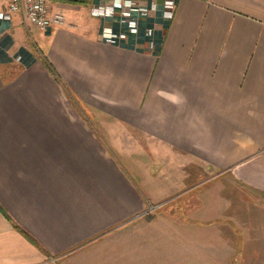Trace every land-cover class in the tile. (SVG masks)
I'll return each mask as SVG.
<instances>
[{
    "label": "crops",
    "instance_id": "1",
    "mask_svg": "<svg viewBox=\"0 0 264 264\" xmlns=\"http://www.w3.org/2000/svg\"><path fill=\"white\" fill-rule=\"evenodd\" d=\"M81 1L62 26L0 20V206L47 253L0 212V264H264L234 227L244 189L264 198V0H174L170 21L160 0L119 45Z\"/></svg>",
    "mask_w": 264,
    "mask_h": 264
},
{
    "label": "built area",
    "instance_id": "2",
    "mask_svg": "<svg viewBox=\"0 0 264 264\" xmlns=\"http://www.w3.org/2000/svg\"><path fill=\"white\" fill-rule=\"evenodd\" d=\"M59 0H0L5 10L0 12V20H10L14 15H19L26 30L32 27L46 29L53 26H62L66 22L63 12L56 9ZM160 0H98L90 8V14L100 20H112L113 23H123L121 34L114 33V29L105 25L97 36L100 43L106 45L127 44L129 36H138L140 24L143 19H152L156 16ZM164 19L172 20L175 14L176 3L174 0H163ZM117 22V24H118ZM163 26V25H162ZM155 29L145 28L147 38L145 47L154 48Z\"/></svg>",
    "mask_w": 264,
    "mask_h": 264
},
{
    "label": "rangeland",
    "instance_id": "3",
    "mask_svg": "<svg viewBox=\"0 0 264 264\" xmlns=\"http://www.w3.org/2000/svg\"><path fill=\"white\" fill-rule=\"evenodd\" d=\"M91 7L92 6H90V8ZM101 21H104V20H101ZM117 22L113 23V21H112L111 23H108V21H107L104 24V26L108 25V27L114 29V33L117 32L118 34H121L123 29L117 30L116 28H118V27L123 28L124 26H123V23L118 22V24H117ZM115 25H117V26H115ZM86 114H88V113L86 112ZM89 118L93 119V116L89 115ZM206 179H208V180H206ZM187 180H185V181H187V184L189 183V185H192V184H190L191 179H187ZM214 180L215 179H211V178L209 179L208 177H206L205 172L198 173L196 171L195 178L193 180L194 181L193 184H197L200 182L202 184H204V183L205 184H210V183L212 184L214 182ZM177 181H178V177L173 178L172 176H166V177L163 176V177H153V179H149L147 183L150 184V186H163V187L164 186H167V187L174 186V187H176L182 182L181 181V182L177 183ZM203 181H205V182H203ZM195 192H198V191H195ZM195 192L192 194V196L195 195ZM242 195L244 197L242 221L244 223H246V219H247V220H249V222L246 224H243L241 227H239V229H238V226L234 225V227H236V230L238 231L236 233L237 238L239 240L238 245L240 244V246H241V244H242L245 249L249 248L251 250H254V253L258 256V260L261 262V261H264V255L260 254L262 251H264V211H262L264 209V203H263L264 198L255 196L254 199L259 198V200L260 199H263V200H262V203H260V201L254 202V199L252 200V198H251L250 192H247L246 189H244V191L242 192ZM185 200H186V198H183V199L181 198V199L177 200L176 202H174V214L175 215L186 217V215H189L193 210L196 209L197 206H200L199 203L197 201H195L194 199L190 203H187ZM246 211H248V212H246ZM249 211H251L252 214L247 217ZM247 235H250V236H248V238H247ZM244 238L246 241H243ZM150 258H148V259H150ZM244 259L246 260V264H250V261H248V259H250L249 257L244 258ZM234 262L240 264V259L237 258L236 260H233V264H234Z\"/></svg>",
    "mask_w": 264,
    "mask_h": 264
},
{
    "label": "trees",
    "instance_id": "4",
    "mask_svg": "<svg viewBox=\"0 0 264 264\" xmlns=\"http://www.w3.org/2000/svg\"><path fill=\"white\" fill-rule=\"evenodd\" d=\"M72 2H82L81 0H71ZM0 212L12 223V225L14 226V228L19 231L26 239H28V241H30L32 244L36 245L40 251H42L44 254H47L46 251L28 234L26 233L24 230H22L20 228V226L18 224H16L15 222H13V220L11 219V217L7 214V212L0 206Z\"/></svg>",
    "mask_w": 264,
    "mask_h": 264
}]
</instances>
